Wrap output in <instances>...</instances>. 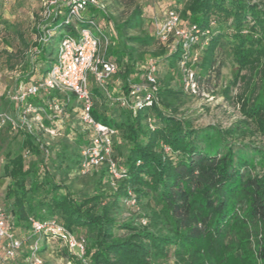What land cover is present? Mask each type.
I'll list each match as a JSON object with an SVG mask.
<instances>
[{"label":"trees","instance_id":"obj_1","mask_svg":"<svg viewBox=\"0 0 264 264\" xmlns=\"http://www.w3.org/2000/svg\"><path fill=\"white\" fill-rule=\"evenodd\" d=\"M55 1L53 14L44 17L41 7L29 30L5 17L0 0V43L14 48L0 54L2 96L14 103L8 93L50 72L64 38L99 30L109 40L105 59L118 71L104 88L91 86L92 116L116 131L111 159L124 171L117 179L103 162L83 174V151L94 131L81 120V103L40 92L35 103L54 104L48 115L32 114L31 130L0 128L12 133L0 206L11 234L24 242L15 259L0 258V264H27L36 239L31 221L51 219L84 240L86 254L45 235L37 250L43 264H49L44 252L60 264H264V1L172 0L163 22L173 11L181 28L199 30L188 50L173 34L167 42L156 35L161 17L152 19L140 0H98L101 7L87 5L79 19H72L69 1ZM26 8L28 0H16L12 17ZM184 57L197 95L185 88ZM151 62L154 104L137 111L122 106L132 85H148ZM203 92L239 104L242 119L228 128L195 127L185 108ZM82 178L88 180L77 188Z\"/></svg>","mask_w":264,"mask_h":264},{"label":"built area","instance_id":"obj_2","mask_svg":"<svg viewBox=\"0 0 264 264\" xmlns=\"http://www.w3.org/2000/svg\"><path fill=\"white\" fill-rule=\"evenodd\" d=\"M66 1V0H64ZM73 7L71 9L72 19H79L81 11L85 10L87 5L101 7L98 0H67ZM56 1H47L44 17L49 18L53 14L50 5ZM98 33L99 30H97ZM199 30L195 27L193 31H187L180 27L179 16L170 11L162 23L156 25V35L161 37L163 42H167L170 35L183 43L185 50L190 45L198 42ZM109 44L108 38L98 36L92 29L79 31L76 36H68L60 43L57 55V61L54 67L44 77L34 80L30 86L20 84L16 92L8 93L9 98L17 105V117L7 112H0V128L10 125L13 131L31 130L30 116L32 114H47V108H53L54 104L40 106L34 102L40 92L47 94L52 91H58L64 97L70 100L71 95L75 96L81 103V120L84 125L91 127L94 131L90 147L83 151V160L81 163V172L86 174L94 167L103 162H108L111 175L117 179L121 177L123 169H118L111 156L113 152L112 138L116 131L104 124L98 123L92 116L93 95L91 92V81L93 80L99 87L104 88L107 81L117 73V64L105 59V49ZM187 57L181 63V68L186 74L185 88L189 93L198 94V86L194 81L193 75L187 68ZM195 60V58H194ZM156 66L149 63L147 72L148 85H132L131 98L122 101V106L129 107L135 111L144 106L151 107L156 100V88L154 73ZM92 78V79H91ZM201 95L209 97L207 93ZM62 113L63 110L58 111ZM51 116V115H50ZM56 119V115L50 117ZM46 133L51 134L47 129ZM32 231L35 241L30 246V253L27 256V264H43L37 256L39 239L43 236L51 237L61 246L66 247L70 252L76 253L79 257L86 254V244L84 240L78 239L69 232L63 225L55 220H32ZM23 240L15 238L11 234V226L6 220V213L0 206V258L3 260L15 259L22 247ZM71 264V263H69Z\"/></svg>","mask_w":264,"mask_h":264},{"label":"rangeland","instance_id":"obj_3","mask_svg":"<svg viewBox=\"0 0 264 264\" xmlns=\"http://www.w3.org/2000/svg\"><path fill=\"white\" fill-rule=\"evenodd\" d=\"M7 1L8 2L6 4L7 5L6 8L8 10L14 8V2L16 0H7ZM47 1L48 0H44L42 3L41 0H28V3L30 4V9L28 8L24 9L25 11L23 10L20 12L21 14H16L15 18L18 19V21L22 20V22L25 25L24 27L25 29L28 28L29 30L32 29V25L36 21L35 14L41 15L40 13L41 7H46ZM256 1H261V0H256ZM140 2L142 3L147 13L152 17V19H155V17L160 18L164 14V12L167 9V6L170 3H172V0H140ZM109 11L113 15L115 16L117 15V13H114L113 9H110ZM29 15H33L34 18L31 17L28 20L27 16ZM64 32L65 30H61L60 34H64ZM94 32L97 33L96 29H94ZM30 34L32 37H35V34L33 32H30ZM55 35L56 37H58L57 33ZM58 41H59V37H58ZM2 47L3 45L2 43H0V48ZM224 73L228 79L231 78V71L229 67H226L224 69ZM91 84L95 85L93 80L91 81ZM185 109H187L188 112L191 114V117L194 119L193 121L194 126L197 128L206 127L207 125L210 124L222 125L224 128H228L231 127L233 123L242 119L243 117L240 111L239 104L234 102H227L223 97H219V96L212 97V95L210 94L209 97L204 95H199V97L192 98L188 102ZM259 140L264 142V139H259ZM87 180L88 179L85 178H82L81 180H77L76 187L82 188ZM42 260L49 264H60V261L57 258L56 254H51L49 252L43 253Z\"/></svg>","mask_w":264,"mask_h":264},{"label":"crops","instance_id":"obj_4","mask_svg":"<svg viewBox=\"0 0 264 264\" xmlns=\"http://www.w3.org/2000/svg\"><path fill=\"white\" fill-rule=\"evenodd\" d=\"M7 0H4V4L6 5L7 4ZM7 6V5H6ZM12 10H5V17L15 21V17L11 15V12ZM18 21V19H16ZM161 20L163 21V17H161ZM162 21L160 23H162ZM22 33H25V30H22L21 31ZM12 38L15 39V41L18 43L19 42V38H17V36H12ZM3 45V44H2ZM3 51H8L9 53L13 52L14 51V48L13 47H10V46H4L2 48H0V54L3 52ZM2 69V65L0 64V70ZM45 75L42 74V73H38L34 78H33V81L34 80H37L39 78H42L44 77ZM37 78V79H36ZM6 81L4 80V78L2 76H0V112H7V113H10L12 114L13 116L17 117V114H18V111H17V105L14 104V103H11L8 102V100L6 98H4L2 95L4 93V88H3V85ZM92 86V84H91ZM9 134V136L12 135L11 132L9 131H6V130H1L0 129V200L1 198L3 197V194L5 192V189H6V186L8 184V180L3 178V163H4V151L7 149L8 145H9V142L6 141V138L8 137L7 135Z\"/></svg>","mask_w":264,"mask_h":264}]
</instances>
